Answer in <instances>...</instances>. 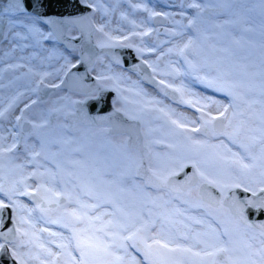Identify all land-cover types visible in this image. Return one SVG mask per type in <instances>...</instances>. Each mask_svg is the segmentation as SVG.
<instances>
[{"label": "rangeland", "instance_id": "obj_1", "mask_svg": "<svg viewBox=\"0 0 264 264\" xmlns=\"http://www.w3.org/2000/svg\"><path fill=\"white\" fill-rule=\"evenodd\" d=\"M158 1L161 6L166 4L169 5L167 7L170 9L172 4L177 0ZM202 1L204 2V6L197 8L195 14H193L194 20L196 21L195 27L198 30L197 35L196 33L194 35L196 40L195 50L193 51L192 49H189V51H187L185 54L189 60L197 64V72L194 73L192 69L188 67L184 57L181 61L183 66L187 67L189 73H198L205 63L204 59L206 56L213 57L215 54H223L226 52L227 57L225 59L227 60V64L231 66L230 62H228V59L231 58V62L232 59L235 60L237 55L247 51V48L250 44L253 45V51H255V55L256 50L263 48L264 44L261 42L262 38L260 32L258 33L259 28L252 19L253 16L260 18V16L264 14L260 0ZM0 2V8H2L8 2V0H0ZM92 9L93 13L91 15V19L95 26L98 27L99 25L94 22V18L97 14L96 10L94 7ZM165 16L168 17V14ZM9 21L10 17L7 14L0 16V38H5L7 36V31H18L17 27L19 24L16 27H9ZM165 27V25L160 26V33L164 31ZM42 30L52 34L51 28L49 26L47 29ZM105 32L111 36L107 30H105ZM67 34L69 36L75 37L79 35V30L76 27H71L68 29ZM153 34H156L155 30H153L152 35ZM94 38L98 47L122 46L124 44L131 43L133 47L130 48L133 50L135 49V54L138 58H141L144 55L142 51L136 50L138 49V42L135 39H129L123 43H117L114 40L109 41L107 36L96 30L94 33ZM50 42L55 47H59L60 45L55 37ZM0 46L2 45L0 44ZM62 47L65 49L66 56L70 60H73V62L76 63L79 61L80 56L78 50L66 48L64 45ZM233 55H235V57ZM107 57L108 56L106 54H102L97 58V62L98 60L103 61ZM53 60L54 65L51 67L50 75L46 78L44 77L47 83L46 85H52V82L63 79L65 74V61L63 60L61 64L58 53L53 55ZM94 67L90 69L93 75ZM154 67L157 71L154 73L151 68L152 74L159 76L160 71L158 66ZM59 68L60 70H58ZM22 69L24 68H21V71L17 76L19 80L17 85L19 87L33 88L31 85L34 76L29 74V70ZM231 75L233 74L227 73L226 76ZM94 76L96 81L100 83L101 88L108 87L114 90L117 86L115 81H101L97 78L100 75L97 74ZM242 76L245 75L242 74ZM251 77L258 78L260 75H251ZM217 81L218 82H216V85L223 88V95L227 96L230 101L232 100L231 102L234 105L233 111H240L245 114L243 117L237 116L233 121V124L235 125L241 119L247 120L252 114V109L258 107L256 99L258 100L260 93L254 91L253 93H255L257 98L252 99L250 98V94H244L242 92L246 87L251 88L250 83H246L244 86L235 87L232 85L233 83H231L225 76L220 77L217 79ZM47 87L48 89H52L48 96L46 98L44 97L43 102L40 105L36 106L30 111L28 110V114L25 116L26 119L32 123L46 122L45 127L37 130L33 129L34 132H39V134L45 140V153H42L41 156L36 157L33 161L30 155L23 153V142L21 140L20 146L16 149V153H20L21 155L19 159L14 161L16 164H23L24 161H28L33 172L39 171L40 173H45L42 179H38L35 176L33 177V179L36 181L34 183L35 188H37L39 184L44 183L45 187L51 188L54 192H56L54 187H60L59 189L60 191L62 190L63 193H70L71 191H74L76 194H79V192H81L80 186H78L77 182L74 180H79V182H82V180H84L86 171L90 169L96 172L97 176L99 177V181H96L97 183L93 182L94 186L87 188H89V191H94L96 199L99 200V204L101 206H107L112 212H115L117 210V202L122 201L126 204H130V191L127 187H124L123 184H128L130 178H135L136 168L142 162V159L145 155L147 165L153 169L158 177L156 184L148 186V188H155L156 197L148 202L146 206L154 210L158 204L160 205V201H162L161 196H169L175 200H180V202H182L185 206H193L207 211L214 220L222 225V227L227 225L230 230L233 229L232 219L236 218V216L230 212L228 207L224 206L222 203L219 207H212L203 201L198 192L200 184L204 182V180L201 178V173H203L204 176H207L209 179L217 180L222 185L232 184L234 182L229 180L228 177L231 168H235L230 163V160H223L221 162L216 160L219 158V156H217L218 154H215L217 153L218 149L213 150L214 143L212 140V142H209V139L214 134H205L203 128H201L200 132L189 131L188 135H190L194 140L202 142L203 146L193 143L192 141L186 139V137L182 134L168 136L167 129L165 128L164 124H161V121L151 120V117H153L156 113L162 120H165L167 117H165L159 111L153 112L150 110L146 112V109L137 107L138 105H136L134 101H138V98L132 96L130 91H125L124 88L119 86L121 92L118 93L114 90L117 96L116 100L114 101V106L116 109H122V113L141 120L144 144L145 147L148 148V151L142 155L139 151L128 147L127 135L109 136L104 132L103 129L97 127L84 126L80 123L70 125L68 123L66 116L68 113L74 111L75 102L82 101L87 97H91L95 91L89 94H83L70 91L64 87ZM158 88L162 94L165 92L164 86L158 84ZM229 92L242 96L251 102V109H249L248 105L243 104L240 100L234 101L233 95H230ZM124 97L127 99H123ZM24 99V102L28 101V97ZM151 106L152 105H147V109H149ZM201 123L202 122L200 121L198 127L201 126ZM231 130V128L224 127V129L219 132L222 133L224 131ZM22 138H26L30 144H35L37 146L38 151L40 150V141L35 135L27 136V134H25ZM86 154H93L96 156L95 158L92 157V155L87 157ZM13 155H15V153H6L2 161L3 167L5 168H3V172L0 174H2L5 179L11 178L10 175L16 171L10 167L8 160V157ZM224 155L226 154L224 153ZM180 163H183L184 166L189 163L193 164L200 177V180L196 186L191 187L183 194H175L168 189L162 188L160 181L180 171L184 167H179ZM48 173L53 175H48ZM254 174L255 172L251 173V175ZM106 178H110L109 181H106ZM247 178L248 181V175ZM4 184L7 188L8 182ZM248 185H250L249 181ZM218 188L221 190L220 187ZM229 188L231 187H225L223 189L222 197ZM86 191V189H82L83 193ZM0 194L7 198L4 193ZM42 195H44L43 192L37 196L41 198ZM124 195L126 196L124 197ZM49 196L51 197V193H49ZM144 196L146 195L144 194ZM63 197H65L63 194L58 196L60 201L59 206L55 203H45L42 200L39 205L34 206L35 215H37V217L40 219V222L45 226V229H62L71 235V230L69 228L60 226L61 223H53V221L58 220L63 222L65 213L73 211V204ZM25 199L29 200L28 195H25ZM41 207L44 208L43 212L41 211ZM118 208L122 209L123 205L118 206ZM20 215H23L27 220L30 218L29 213L24 212ZM19 216L15 215V217H13L15 228L20 227L22 231L27 230L30 233V236L26 237L22 236L20 233H16L15 240L11 243H7L9 252L11 254L13 246L15 245L16 251L21 254L22 258L26 261V264H33L34 259L30 258L27 260L26 256L28 254L27 250L30 247L33 248L35 237L32 238V243H27V241L31 238V234L33 233L26 229L25 226H23L24 224L21 225L19 223ZM147 219L154 220L150 217V215L145 217V220ZM245 229L246 228H241L239 231H233L232 233L233 240L237 247L238 235ZM46 233L47 236H50L48 230ZM21 240L25 242L24 246H19V241ZM57 243H59V239L54 237L50 242H47L46 248L53 245L55 246ZM43 253L40 251L41 255ZM141 254L143 255L142 252ZM76 255L78 256V252H76ZM13 258L15 259V257ZM15 260L18 262V264H20L19 260Z\"/></svg>", "mask_w": 264, "mask_h": 264}, {"label": "bare ground", "instance_id": "obj_2", "mask_svg": "<svg viewBox=\"0 0 264 264\" xmlns=\"http://www.w3.org/2000/svg\"><path fill=\"white\" fill-rule=\"evenodd\" d=\"M89 3L94 5L97 13L96 17L94 18V22L99 26L104 25L105 30H107L112 37H119L118 41L114 40L115 42L123 43L129 39L137 40V48L142 49V52L144 54L141 59L144 62L147 61V64L150 63L153 66H158V69L160 71L159 76L154 75V77L158 81V84H160V80H164L168 84H172L175 87H183L187 92L194 94V96H185L184 99L209 98L210 100H215L219 105L228 107V112L225 115L231 116L234 110V105L231 102L232 100L230 101L227 96L223 95L222 90H217V87L219 86L215 85L213 87H209L206 82L208 79H212L218 82L217 79L225 76L231 83H233L232 85H234L235 87L244 86L246 83H250L251 88L246 87L242 92L244 94H250V98L252 99L257 98L255 93H253L254 91L260 93V86L262 83V79H264V77H262V73H264V45L262 49L256 50L255 55V51H253V45L250 44L247 48V51L242 52L240 55H237V57L233 55L236 58L235 60L232 59L231 62V58L228 59V62H230L231 66L227 64V60L225 59L227 57V53L224 51L223 54H215L213 57L206 56V58L204 59V65L196 74L189 73L187 67L183 66L181 61L184 56L177 55L175 50L169 52V49H176L178 45H182L183 43H185L189 37L195 39L194 35L195 33L197 35L198 32L195 27L196 21L195 25L189 26V20H194L193 14H195L197 9L192 5L195 3L200 5L201 8L204 6V2L202 0H177L172 4L170 9H168L167 6L169 5L167 4L161 6L158 0H90ZM134 5H138L139 7H134ZM153 13L162 15L168 14L169 23L165 25L166 27L161 33L159 31L161 25L155 26L154 24H152V18L155 16L153 15ZM252 19L259 28L258 33L260 32L262 38L261 42L264 44V14H262L260 18H256L253 16ZM8 25L9 27H12L10 22L8 23ZM153 30H155L156 34L152 35ZM18 32L23 35L27 34L24 33L25 31ZM143 32H149V34L133 35V33ZM15 33L16 32L8 33L6 37V45L0 47V58H2V63H0V111L5 113V116L3 118H0V134H2L6 138L4 141L5 145L11 143V131H15L18 133V139L22 138V134H27L25 130L23 131V133H21L20 131L18 132L19 128L17 129L15 121V117L17 115H20L22 111L24 113V111L26 110L25 105H30L31 102L23 101L27 93L32 90L31 87L17 86V76L21 71V68L23 67L27 70L31 69V72H28L29 74L34 76L31 86L35 88L39 79V76L37 74L48 73L45 78L50 75L51 67L52 65H54L53 55L55 53H58V55L60 56L61 64L64 60L63 57L66 56V52L65 49H63L62 44H60L59 47H55L48 40L41 39L38 42V38H33L31 36H29L28 39H20L15 36ZM180 33H182V35ZM125 37H127V39H125ZM133 51L135 52V49ZM95 64L96 65L93 71L94 75L103 74L106 76L120 77L119 86L124 88L125 91H130V94L132 96L138 98V101H134V103L138 105L137 107L146 109V112L150 110L154 112L157 111L156 109L158 108H163L166 111L170 110V114L172 115L173 119L187 117L189 120L196 121V127L199 126L200 113L189 105L183 103L180 93L176 92L177 98H173L165 92L162 94L158 88V85L152 86L144 82L139 76L138 72L126 68L122 63H115L109 57L105 58L103 61L98 60V62L96 61ZM176 68L180 69L179 75L169 74L172 73V70ZM58 70H60V68ZM5 72L7 73V77H12L9 81L2 83L1 80H3ZM227 73H231L233 75L226 76ZM242 74H244L245 76H242ZM256 74H259L260 77H251V75L253 76ZM197 75L205 79H197ZM60 80L61 79L56 80L52 83L59 84ZM95 87L98 88L97 82ZM164 88L165 90H173L172 88L165 86ZM137 93H139V95H137ZM261 99H264V97H261V95L260 97H258V100L256 99L258 107L252 109L253 111L251 114V116L255 115L257 120L260 110L259 101ZM146 100H157L159 101V104L152 105L149 109H147L148 107L144 103ZM205 110L210 111L213 115H216L217 105H211L210 108ZM151 120L161 121V124H164L165 128L167 129L168 136H176L177 134H179V130L175 129L174 126L171 125V123L167 120V118L165 120H162L156 113L153 117H151ZM26 121L28 122V120L25 118L21 120L20 124L22 125V127L24 126ZM191 127H193V125H189V129ZM31 131H33V129ZM141 133L143 135L142 130ZM211 140L214 143L213 150L218 149L217 153H214L216 155L218 154L217 156H219V158L216 160L219 162L223 160H229L228 158H222L226 156L224 155V149L217 147L221 143L227 145V147L231 148L234 152L242 153L243 151L242 149H239L236 145H234L226 136L221 135V132H216L209 139V142H212ZM147 151L148 148L146 147L145 152ZM86 155L87 157H90V155H92V157L94 158L96 156L93 154ZM143 158L149 172L156 178H158L153 169H151L147 165L145 155ZM23 164L26 165L24 168V175H26L28 172H33L29 166L30 164L28 161H24ZM252 172H255V174L251 175ZM252 172L237 175L235 168H231L228 177L229 180L238 181L244 186L255 189L257 193L259 192V188L261 186L259 183V168L253 169ZM247 175L249 176L248 181L250 185H248ZM10 177L11 178H4V183L9 182V179L12 178L20 180L22 179V174L19 170H16L12 175H10ZM33 177L26 180V183L30 185V188L28 189L29 192H35L36 190V188L34 187V183L36 181L35 179H33ZM109 179L110 178H106V181H109ZM129 180L130 181L128 182V184L123 185L130 191V204H126L125 202L121 201L117 202L116 206L118 207L120 205H123L122 210L131 216L133 222H137L138 218L145 219V217L148 216L149 213H151L152 215L150 217L154 219L156 225L154 230L151 232V235H157V233L160 231V226L163 225L165 232L170 235L177 244L184 247H193L194 251H200L203 248V245L196 242V234L207 232L208 229L204 224L196 223V221L203 220L205 224L210 222L213 227L222 228V225L214 220L207 211L193 206H185L182 202H180V200H175L173 198H170L169 196H161L162 201H160V205L158 204L155 209L152 210L150 207L146 206V204L150 202L154 197H156L155 188H148L149 185L146 184L145 181L137 175L135 176V178L132 177ZM163 180H161V182ZM74 181L77 182L78 186H80L81 192H79V194H76L74 191L70 192L73 196V201L71 202V204H73V211L79 209V205L75 202L77 198L80 201L88 204L97 203L94 191H89V188H87L94 186L93 182L97 183L99 181V177L97 176L96 172L88 169L82 182H79V180ZM59 188L60 187H54V190L58 194H63L62 190L60 191ZM82 189H86L88 192H91L92 195H87L85 194V192L83 193ZM144 194L146 196H144ZM30 196L31 195H28L29 200L25 199V195H17L14 197V199L19 205H23L26 209L31 210L30 212L25 213L30 214V218L28 221L34 227H30L29 223H26V225L24 224L23 226H25L26 229L30 230L34 234L35 239L33 248L30 247L27 250L28 254L26 256V259L29 260L30 258H32L34 259L33 264H40V260H36L35 257L39 256L40 259H47V254L43 253V250L36 245L42 244L43 247L46 248L47 242H50L52 238H58L59 235L68 237L70 236V234L62 229L46 228L49 233L55 232L58 234V236H47L45 226L40 222V219L37 217V215H35L34 206L36 205L31 201ZM125 196L126 195H124V197ZM0 199H3L6 203L9 202L8 199L1 194ZM39 199L40 201H42L40 197ZM95 211L112 213L109 207L101 206L100 204L99 209ZM22 213H24V211H21L18 214L14 210L13 216H19ZM89 214L91 215L92 213L90 212ZM78 227H83V225L81 224ZM253 231L256 232L257 236V239L253 242L258 244V230L245 229L238 235V247H242L246 241L251 240ZM200 238L208 239V237L203 236ZM0 243H2L1 238ZM47 248H50L53 252L56 253L60 252V249L57 248V244L55 246L53 245ZM40 251H42V255L40 254ZM129 252L132 256H135L137 260H140L141 264H146V261L144 260L141 252H138L133 248H130ZM73 255H76V252H73ZM63 260L64 258L61 257L58 264H63ZM192 260L198 262L199 258H192Z\"/></svg>", "mask_w": 264, "mask_h": 264}, {"label": "snow or ice", "instance_id": "obj_3", "mask_svg": "<svg viewBox=\"0 0 264 264\" xmlns=\"http://www.w3.org/2000/svg\"><path fill=\"white\" fill-rule=\"evenodd\" d=\"M80 3L86 4L89 8H93L94 5L89 3V0H79ZM262 10H264V0H260ZM51 0H8V2L0 8V16L7 14L10 17V24L12 27H16L17 24L23 29H26L27 34L23 35L20 32H16L15 36L20 39H28L29 36L38 38L39 40L51 41L54 39L50 32L42 29H47L49 25L52 26H62L67 21L53 19L46 12L47 8L50 6ZM193 7L200 8V5L193 4ZM134 7H139L134 5ZM153 15H157L153 13ZM90 18L88 16H82L80 21H70L71 23H79L81 21H88ZM195 25V20H189V26ZM96 31L103 33L108 37L109 41L119 40V37H112L107 32H105L104 25L95 28ZM150 31V30H149ZM149 32L143 33H133V35H148ZM182 35V33H180ZM127 39V37H125ZM196 40L189 37L185 43L178 45L176 49H169V52L176 51L177 55L184 56L185 62L188 67L192 69L195 73L197 72V64L193 63L188 59L185 53L192 49L195 50ZM104 46V45H101ZM123 47H133L131 43L122 45ZM137 51H142V49H137ZM64 69L65 75L67 72L73 68H79L80 65L73 60H70L67 56H64ZM78 59V58H77ZM147 63V61L145 62ZM149 68H152L155 73L157 70L152 64H148ZM31 72V69H29ZM169 74H180V69L176 68L172 70ZM39 79L37 81V89L40 85L44 84V77L48 73L37 74ZM264 77V73H262ZM101 81H116L117 86L115 87L116 92H121L119 88V76H106L101 74L97 77ZM197 79L204 80L205 78L197 75ZM207 84L209 87L216 85V81L208 79ZM63 80H61V84ZM160 84L165 87L172 88L175 92L181 94L182 102L194 108L200 113L199 120L202 122L200 127H196L195 120H189L187 117H180L173 119L170 114V110L166 111L163 108L156 109L161 112L167 120L174 126L175 129L179 130V134H182L186 139L192 141L193 143L203 146L202 142L194 140L190 135L191 132H200L201 128L204 129L205 134H215L217 124L216 122L223 117L221 124L225 128H231V131H224L221 135L226 136L241 152H234L227 145L221 143L217 147L224 149L226 153L225 157L230 160V163L235 167L237 175H242L246 173H251L253 169L259 168L260 177V188L259 191L264 193V99L259 101L260 110L258 114V120L255 115L249 116L247 120L241 119L235 125L233 121L237 116L243 117L245 114L240 111H233L231 116L225 115L228 112V107L219 105L217 101L210 100L209 98H195V99H184L185 96H194V94L187 92L183 87H175L172 84L166 83L164 80L159 81ZM46 87L48 85H45ZM51 87H60V84H52ZM105 90L106 87H105ZM217 90H223L222 87H217ZM101 88H97L96 92H100ZM233 100H240L243 104L248 105L251 109V102L242 96L233 94ZM139 95V93H137ZM260 95L264 97V79L260 86ZM91 99L94 101L102 99V96H98L95 93L92 94ZM123 99H127L124 97ZM32 103H36L35 100ZM145 105H156L159 104L157 100H146ZM211 105H217V114L213 115L210 111H206L211 107ZM98 105L94 104V107ZM231 106V105H230ZM29 105H25L27 109ZM122 109L117 108L116 111L119 112ZM5 113L0 111V118H3ZM134 118V117H133ZM24 119L23 111L20 115L15 117L16 127L20 129L23 133L21 120ZM32 129L37 130L46 126L45 123H32ZM189 125H193L189 129ZM12 136L11 143L5 145V137L0 134V173L3 172V159L6 153H15L13 156H9V165L14 170H19L22 174V179L16 180L14 178L9 179L8 187H5L3 183L4 177L0 174V193H4L7 196L8 203L3 199H0V227H3V213L6 209H13L18 214L21 211L30 212L31 210L26 209L23 205H19L14 199L17 195H39L41 192L44 195L41 196V200L48 204L60 205L58 196L60 194L54 192L51 188L45 187L44 183L39 184L35 192H29L30 185L26 183V180L35 176L38 179H42L45 173L28 172L24 175L25 164H16L15 160L20 158V153H16V149L21 144V139H18V133L15 131L10 132ZM35 135L40 141L39 151L35 144H30L26 138H22L23 142V153L30 155L31 159L34 161L36 157L41 156L45 153L46 142L39 132L30 131L27 136ZM183 163H180L179 167H183ZM178 170V169H177ZM48 175H53L48 173ZM201 178L208 184H212L216 187L221 188L223 194V189L225 187H244V191H251L252 195H256V190L244 186L238 181H234L232 184L222 185L215 179H209L204 176L203 173L200 174ZM51 193V197L49 196ZM85 194L92 195L91 192L86 191ZM69 202L73 201V196L71 193H63ZM95 198V197H93ZM75 202L79 205V209L72 212H66L62 221H53V223H61V226L69 228L71 230V235L64 237L55 232L49 233L51 236H58L59 243H57V248L60 249L59 253L53 252L50 248H44L42 244H37L44 253L47 254V259H40L36 256V259L40 260V264H58L60 258L63 257V264H141L140 260H137L135 256H132L129 252L130 248L135 249L138 252L143 253V258L147 261V264H264V224H252L249 223L247 218L244 216V208L242 205H237L236 207V218L232 219L233 229L227 225L222 228L213 227L209 222L205 224L203 220H197L196 223L204 224L208 229L207 232L197 233L196 242L203 245L200 251H194L193 247H184L175 242V240L168 235L163 225L160 226V231L157 235H151V232L156 227L155 221L151 219H140L137 222H133L131 216L125 213L122 209L117 207L115 212H97L95 210L99 209V200L95 204H88L80 201L78 198ZM251 205L257 211L264 212V198H262L261 203L254 204L253 201L249 200L246 202ZM115 207V205H114ZM41 211L44 208L41 207ZM92 213L91 215L89 213ZM151 216L152 214L149 213ZM110 217V218H109ZM19 223L26 224L29 221L23 216H19ZM83 225V227H78L77 225ZM30 227H34L29 223ZM241 228H246L249 230H258L259 242L254 243L257 239L256 232L253 231L251 240L246 241L242 247H237L233 240V231H239ZM47 231V229H45ZM15 233H20L22 236H30L27 230L22 231L20 227H16ZM208 237V239H201L200 237ZM32 238L34 234H31V238L27 243H32ZM187 238V237H186ZM74 242V247H73ZM9 243H11L9 241ZM24 241H19V246H24ZM5 244L0 243V252H5ZM73 252H78L77 255H73ZM11 256L20 261V264H26V261L22 258L21 254L16 251V246H13ZM192 258H199L198 262L192 260ZM207 258V259H206Z\"/></svg>", "mask_w": 264, "mask_h": 264}, {"label": "water", "instance_id": "obj_4", "mask_svg": "<svg viewBox=\"0 0 264 264\" xmlns=\"http://www.w3.org/2000/svg\"><path fill=\"white\" fill-rule=\"evenodd\" d=\"M47 14L53 19L67 21L62 26H52L51 28L56 40L69 49H76L79 52V68H73L67 72L63 78L62 85L73 92L89 94L96 89V79L91 73V68L95 66L97 58L106 54L115 63H122L126 68L138 72L140 77L152 86L158 85V81L153 76L151 68L141 58L135 55V52L129 47L123 46H105L98 47L95 43L94 33L95 24L91 19L93 9L86 4H82L79 0H51L50 6L46 10ZM82 16H88V21L79 23H71L70 21H80ZM169 19L167 16L157 14L152 18V24L155 26L167 25ZM76 27L79 35L72 37L67 34L68 29ZM160 31V29H159ZM103 89L100 93L102 99L94 101L91 97L83 101H76L74 111L67 115V121L70 125L82 124L84 126H110L112 135H127V145L131 149H135L143 154L146 150L144 138L141 133L142 122L136 118L127 117L121 111L117 112L114 101L117 96L114 90L110 88ZM165 93L173 98H177L174 90L166 89ZM49 91L46 92V95ZM94 104L98 105L94 107ZM223 119L220 118L216 122V131H222L224 126L221 124ZM26 133L30 132L31 124L27 121L22 127ZM136 175L142 178L146 184L153 185L157 183V178L147 169L144 158L136 169ZM199 182V175L195 166L191 163L186 164L180 171L167 177L161 182L162 188L170 190L175 194H183L188 189L196 186ZM198 192L204 202L212 207H219L221 203L228 207L230 212L236 216L237 205L244 208V216L249 223L264 224V212L257 211L246 202L251 200L254 204H259L264 198V193L260 191L255 196L250 191L245 192L242 187H231L222 197L220 189L212 184L202 182ZM31 201L35 205L41 203L37 195L30 196ZM13 209H6L3 213V227H0V238L5 244L6 251L0 252V264H18L11 256L7 243L12 242L16 238L15 225L13 221Z\"/></svg>", "mask_w": 264, "mask_h": 264}, {"label": "flooded vegetation", "instance_id": "obj_5", "mask_svg": "<svg viewBox=\"0 0 264 264\" xmlns=\"http://www.w3.org/2000/svg\"><path fill=\"white\" fill-rule=\"evenodd\" d=\"M18 28V31H20V30H24L25 31V33H27L26 32V29H23V28H21L20 26H18L17 27ZM18 31H15V32H18ZM11 32H14V31H7V34L6 35H8V33H11ZM7 37V36H6ZM0 38V44L2 45V46H4V45H6V43H7V38ZM1 47V46H0ZM136 55V54H135ZM137 56V55H136ZM0 63H2V58H0ZM140 76V75H139ZM12 77V76H11ZM11 77H7V73L5 72V76H4V78H3V80H1L2 81V83H4V82H7V81H9L10 79H11ZM14 77V76H13ZM143 80V79H142ZM18 79H17V84H18ZM144 81V80H143ZM97 82V84H98V88H101L100 87V83L98 82V81H96ZM145 82V81H144ZM47 83H46V80H45V78H44V84H42V86H39V88L37 89V87H35V88H31L32 90H30L28 93H27V95H26V97H24V98H27L28 97V101H31L30 102V105H29V107L26 109V111L24 112V118L26 119V115L28 114V110L30 111V110H32L33 108H35L37 105H40L42 102H43V99H44V97L46 98L48 95H46V92L47 91H49V92H51V90L52 89H48V87H46L45 85H46ZM18 86V85H17ZM49 86V85H48ZM19 87V86H18ZM106 88H108V87H106ZM97 89V88H96ZM96 89L94 90L95 91V94L96 95H98V96H100V93H101V91L103 90V89H105V88H101V91L100 92H96ZM111 89V88H110ZM113 90V89H112ZM25 100V99H24ZM33 100H35L36 101V103H32V101ZM125 114V113H124ZM126 115V114H125ZM127 117H130V116H128V115H126ZM131 118H133V117H131ZM4 120V119H3ZM97 128H100V129H103L104 130V132L107 134V135H111V133H110V130H111V128L109 127V126H102V127H97ZM18 129V128H17ZM20 131V129H18V132ZM24 136V134H22V137ZM128 138L129 137H127V141H128ZM161 182V181H160ZM243 188V187H242ZM251 192V191H250ZM64 199H66V197H63ZM67 200V199H66Z\"/></svg>", "mask_w": 264, "mask_h": 264}]
</instances>
